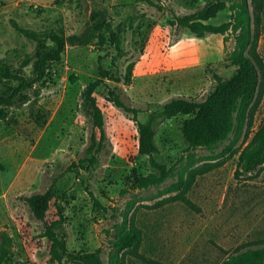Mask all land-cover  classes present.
<instances>
[{
  "label": "rangeland",
  "instance_id": "rangeland-1",
  "mask_svg": "<svg viewBox=\"0 0 264 264\" xmlns=\"http://www.w3.org/2000/svg\"><path fill=\"white\" fill-rule=\"evenodd\" d=\"M155 1L0 0V60L28 77L36 75L34 62L25 67L21 62L27 53L37 59L40 52L33 40L13 27L12 18L23 26L63 28L76 34L85 28L91 9L106 7L122 45L121 50L116 48L107 29L104 43L93 33L85 43L69 44L62 60L36 83L42 88L39 99L11 108L8 119H0V243L11 238L9 259L3 264H51V243L44 231L56 216V206L45 220L38 219L23 197L47 189L54 177L57 200L67 217L61 234L70 249L102 247L107 264L118 225L133 213L148 234L141 251L159 263L127 254V264H220L239 245L264 236V165L236 174L239 153L216 156L235 134L214 149H192L181 129L189 115L179 114L158 126L160 150L155 157L172 167L173 175L148 188L135 183L136 175L155 171L150 155L139 152L137 118L146 121L151 111L174 96L204 99L218 78L234 69L226 59L235 47L232 33L208 32L200 37L171 23L176 14L211 0ZM231 13L226 8L210 21H228ZM260 51L264 56V30ZM132 61L133 75L127 81ZM100 63L111 71L96 90L105 117L103 147L93 165L70 171L71 163L88 164L92 156L88 151L92 126L80 109V94L98 77ZM116 86L124 89L128 103L141 110L137 118L109 99L110 88ZM38 108L46 113V122L37 119ZM263 122L264 94L252 133L247 139L241 136L234 147H244ZM180 172L186 182L176 190L171 186Z\"/></svg>",
  "mask_w": 264,
  "mask_h": 264
},
{
  "label": "trees",
  "instance_id": "trees-1",
  "mask_svg": "<svg viewBox=\"0 0 264 264\" xmlns=\"http://www.w3.org/2000/svg\"><path fill=\"white\" fill-rule=\"evenodd\" d=\"M138 1L157 4L155 0ZM231 1L229 3L228 0H211L193 11L176 14L171 20L173 25L187 27L200 37L208 32L232 33L235 36V47L226 58L228 66L234 68L233 72L229 76H220L214 89L204 99L174 96L160 109L151 111L146 121H140L137 117L141 110L124 99V89L121 86L110 88L109 99L127 112H133L137 118L139 152L150 155L151 164L155 168V171L147 175H136L135 183L138 187L148 188L158 185L173 175V168L155 157L160 150L157 133L158 126L162 122L179 114L189 115L183 121L181 129L192 149L199 147L214 149L235 134V138H232L230 143L216 156L229 151V156L239 153L236 174L254 171L264 165V122L244 147H234L241 136L244 135V139H247L252 133L255 115L264 94V56L260 51V39L264 30V0ZM226 8L232 12L228 21L219 24L210 21ZM109 18L110 12L106 7L93 8L89 12L85 28L76 34H67L63 28L39 30L23 26L17 19L12 18L13 27L36 43L40 56L36 59L32 53H27L21 62L22 67L34 62L36 73L34 77H28L23 72H16L4 60H0V119L7 120L11 108L36 102L39 99L42 88L36 83L47 77L54 63L62 60L69 44L85 43L93 33L101 43H104L106 35L103 30L107 29L110 32L112 43L118 50H121L120 32ZM134 65V61L128 64L127 81L132 79ZM110 74L111 71L100 63L98 77L88 82L81 91L80 109L92 126L93 142L88 150L92 156L87 159L88 164L71 163L70 171L78 167L79 172V168H88L98 160V152L103 147L106 133L104 111L99 104L96 90ZM13 82L17 84H12ZM35 113L38 120L46 122V113H41L40 108ZM98 130L100 141H98ZM96 144L99 145L97 148ZM179 174V179L171 186L176 190L182 189L186 182L184 173ZM194 177L187 180L189 184ZM57 180L54 177L47 189L35 191L23 197L32 215L38 219L45 220L53 206H56V216L48 222L44 231V235L51 243L50 263L107 264L102 256V247L96 250L75 252L70 249L68 240L61 234L67 217L64 206L57 200L55 189ZM94 198L97 203H100L98 198L95 196ZM185 201L191 203L187 198ZM118 227L120 231L111 241L114 251L111 252L108 264H127V254L135 255L145 263H159L148 253L141 251L148 234L144 227L135 221L134 213L132 216L126 215L123 223ZM10 240L11 238L4 237L0 243V264L9 259ZM220 264H264V236L239 245L235 251L228 253Z\"/></svg>",
  "mask_w": 264,
  "mask_h": 264
}]
</instances>
